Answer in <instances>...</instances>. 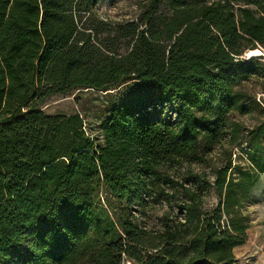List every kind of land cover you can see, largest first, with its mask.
<instances>
[{"label":"trees","instance_id":"trees-1","mask_svg":"<svg viewBox=\"0 0 264 264\" xmlns=\"http://www.w3.org/2000/svg\"><path fill=\"white\" fill-rule=\"evenodd\" d=\"M98 1L0 0V264H234L264 173V65L243 58L264 0H148L118 24ZM128 83L99 138L41 110ZM157 204L176 214L147 226Z\"/></svg>","mask_w":264,"mask_h":264},{"label":"rangeland","instance_id":"rangeland-1","mask_svg":"<svg viewBox=\"0 0 264 264\" xmlns=\"http://www.w3.org/2000/svg\"><path fill=\"white\" fill-rule=\"evenodd\" d=\"M147 3L148 0H99L97 12L103 21L118 24L135 20ZM160 12H164L162 7ZM257 50L261 51V56L256 58L264 65V48H257ZM252 86L249 85L248 90H253L257 97H264V93L259 90L260 86ZM129 87L128 83L117 89L103 92L85 89L75 90L68 94H57L50 97L41 110L49 116L78 115L82 120L85 133L88 136L99 138L100 126L108 110L123 99ZM237 155H239L238 151H235L232 159L235 160ZM240 163H245L244 158ZM193 172L200 173L197 168H194ZM203 172L207 179H212L208 169H204ZM97 201L99 209L108 205L117 213L118 204L108 198L105 190L100 191ZM215 203L216 198L210 192L204 197L202 208L209 210L215 206ZM244 212L249 216L250 223L246 231L245 243L234 250V264H264V173L258 175L256 185L245 202ZM164 213L174 215L176 208L160 204L148 206L144 211L143 221L147 226L157 227Z\"/></svg>","mask_w":264,"mask_h":264},{"label":"bare ground","instance_id":"bare-ground-1","mask_svg":"<svg viewBox=\"0 0 264 264\" xmlns=\"http://www.w3.org/2000/svg\"><path fill=\"white\" fill-rule=\"evenodd\" d=\"M248 56L256 58L257 55L261 54V51L255 49L254 51L245 52Z\"/></svg>","mask_w":264,"mask_h":264},{"label":"water","instance_id":"water-1","mask_svg":"<svg viewBox=\"0 0 264 264\" xmlns=\"http://www.w3.org/2000/svg\"><path fill=\"white\" fill-rule=\"evenodd\" d=\"M252 51H254V50H252ZM248 52H249V51H248ZM260 56H261V55H257V57H260ZM243 58L249 60V59H253L254 57H250V56L247 55V53H245V54L243 55Z\"/></svg>","mask_w":264,"mask_h":264}]
</instances>
